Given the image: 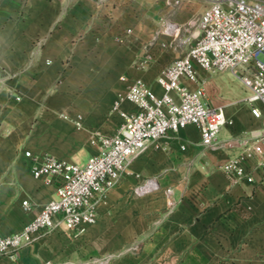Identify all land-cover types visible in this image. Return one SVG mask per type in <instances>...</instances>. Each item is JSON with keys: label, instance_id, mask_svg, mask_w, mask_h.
I'll return each mask as SVG.
<instances>
[{"label": "crops", "instance_id": "1", "mask_svg": "<svg viewBox=\"0 0 264 264\" xmlns=\"http://www.w3.org/2000/svg\"><path fill=\"white\" fill-rule=\"evenodd\" d=\"M198 7L202 14L207 5L189 0L172 12L167 0H0V236L22 231L55 196L54 186L33 177L24 152L84 164L96 153L95 135L120 126L107 114L126 90L122 77L142 78L162 94L159 73L138 76L136 36L161 33L165 19L197 18ZM122 35L127 39L119 43ZM210 76L201 74L205 90ZM212 82L227 99L210 96V105L223 107L234 122L219 141H248L252 183L231 184L223 165L236 150L205 151L189 127L130 164L86 233L43 232L18 260L3 256L0 264H264V120L253 117L247 102L234 105L248 93L230 75ZM78 115L84 133L74 139ZM46 131L51 143L44 141ZM56 143L65 151L54 150ZM75 147L84 150L79 160ZM149 178L159 188L137 195Z\"/></svg>", "mask_w": 264, "mask_h": 264}, {"label": "built area", "instance_id": "2", "mask_svg": "<svg viewBox=\"0 0 264 264\" xmlns=\"http://www.w3.org/2000/svg\"><path fill=\"white\" fill-rule=\"evenodd\" d=\"M201 1L207 8L189 22L190 27L196 28L188 40L190 47L156 77L162 94L142 78H121L127 84L126 90L117 95L111 107V114L121 124L115 134L95 135L92 144L98 148L96 154L80 164L24 152L33 177L54 186L55 196L22 231L0 236V257L10 255L18 260L21 250L43 232L64 229L86 233L97 222L99 207L108 204V194L120 184L130 164L149 147L176 137L189 127L198 131L205 151L236 150L223 165L231 184L241 180L253 182L245 168L248 141H219L222 129L234 122L223 107L207 103L200 78L203 73L231 72L247 90L246 102L253 117L264 120V0ZM188 2L167 0L172 12L183 10ZM169 20H164L161 32L179 33L181 26ZM126 39L127 35H122L117 41L124 43ZM125 104H131L133 110H126ZM74 124L76 129H82L83 117L78 115ZM180 150L186 151V146ZM158 188V180L149 178L135 193L144 195ZM167 193L171 194L172 190ZM23 207L32 210L28 201L23 202Z\"/></svg>", "mask_w": 264, "mask_h": 264}, {"label": "rangeland", "instance_id": "3", "mask_svg": "<svg viewBox=\"0 0 264 264\" xmlns=\"http://www.w3.org/2000/svg\"><path fill=\"white\" fill-rule=\"evenodd\" d=\"M197 9H198L196 13L197 15L203 11V7L202 8L198 7ZM190 21H191V17L189 16H181L178 19L175 17L173 19L170 18L169 23L178 24L181 26V31L177 34H167V33L161 32L157 35L139 34L136 36V42L138 46L137 47L138 48L137 50L138 52V66H137L138 76H141L142 72H146L151 69V73L155 77L166 65L173 63L175 60L180 58L186 52V50L190 47L188 40L194 34L196 30V28L189 26ZM155 60H158V63L155 64L153 68H151ZM161 61L163 62V65H161L160 63ZM225 74H228L231 76L234 82L233 86H235L236 83L238 84L240 83L242 90L247 92L246 88L242 85V83L238 80V78H236V76H234L231 72L214 73V74H211V76L208 79L204 80V82L207 83V87L209 86V88L205 90L206 91V101L208 104H211L210 96L211 98L218 99L221 102H225V100L227 99L226 98L227 95L224 94V92L222 91L221 85L220 84L215 85L212 82L213 80L220 79ZM208 90L209 92H211V95L208 93ZM232 101L235 102L236 100L233 99ZM245 102L246 100H242V101L236 102L234 105H242ZM116 118L118 117L115 115H112L111 109H110L109 113L107 114V119L111 121H115ZM108 120H107V125L109 123ZM120 124H121V120H120ZM118 129L115 132H112L110 134H115L118 131ZM48 133L51 134V132L46 131V134ZM71 133L74 139H78L84 133V128L82 127V129L78 130L75 127V129H73ZM49 134L44 139L45 143H51ZM103 134H108V133L103 132ZM56 144L57 145H55L53 148L54 150H57L58 152L65 151V147L61 146L59 143H56ZM91 144H92V141H91ZM93 146L96 148V153H97L98 152L97 146L96 145H93ZM46 148L50 149L52 147H49V144H48ZM75 151L76 152H74V154H77L76 160H79L80 154H82L84 150L81 147V148H76Z\"/></svg>", "mask_w": 264, "mask_h": 264}]
</instances>
